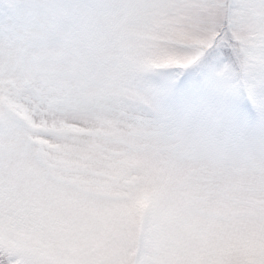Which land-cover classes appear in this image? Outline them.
Here are the masks:
<instances>
[{
  "label": "snow or ice",
  "instance_id": "snow-or-ice-1",
  "mask_svg": "<svg viewBox=\"0 0 264 264\" xmlns=\"http://www.w3.org/2000/svg\"><path fill=\"white\" fill-rule=\"evenodd\" d=\"M192 69L255 101L264 0L10 6L0 18V264H53L41 234L61 220L79 227L80 209L101 202L131 235L98 264H156L161 211L172 233L236 244L224 264L264 251V145L163 119L152 75ZM257 110L264 120V103Z\"/></svg>",
  "mask_w": 264,
  "mask_h": 264
},
{
  "label": "rangeland",
  "instance_id": "rangeland-1",
  "mask_svg": "<svg viewBox=\"0 0 264 264\" xmlns=\"http://www.w3.org/2000/svg\"><path fill=\"white\" fill-rule=\"evenodd\" d=\"M72 2L81 0H15L14 7L18 12H28L41 4ZM4 10H7L5 6L0 14ZM191 71H184L185 78L179 88L170 72L152 75L165 100L163 119L175 129L225 127L257 149L264 145V120L257 110V106L264 103V91L257 90L250 106L246 100L248 94L242 99L239 92L225 95L218 83L203 75L196 79ZM149 200L150 196L145 194V206ZM77 218L79 227L61 220L38 238L42 254L53 264H98L125 251L130 243L128 223L103 202L80 209ZM160 220V231L151 253L156 264H224V257L235 255L239 250L236 244L220 239L170 232L163 211ZM253 251L251 264H261L256 257L264 256V251Z\"/></svg>",
  "mask_w": 264,
  "mask_h": 264
},
{
  "label": "trees",
  "instance_id": "trees-1",
  "mask_svg": "<svg viewBox=\"0 0 264 264\" xmlns=\"http://www.w3.org/2000/svg\"><path fill=\"white\" fill-rule=\"evenodd\" d=\"M7 3H9L10 6H14L15 5V0H6V2H5V0H0V12L4 9V6H6Z\"/></svg>",
  "mask_w": 264,
  "mask_h": 264
}]
</instances>
